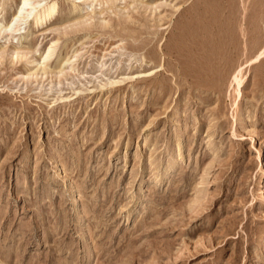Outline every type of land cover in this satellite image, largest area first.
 <instances>
[{
    "label": "rangeland",
    "instance_id": "rangeland-1",
    "mask_svg": "<svg viewBox=\"0 0 264 264\" xmlns=\"http://www.w3.org/2000/svg\"><path fill=\"white\" fill-rule=\"evenodd\" d=\"M21 1L0 264H264V0Z\"/></svg>",
    "mask_w": 264,
    "mask_h": 264
},
{
    "label": "bare ground",
    "instance_id": "bare-ground-1",
    "mask_svg": "<svg viewBox=\"0 0 264 264\" xmlns=\"http://www.w3.org/2000/svg\"><path fill=\"white\" fill-rule=\"evenodd\" d=\"M40 6L41 3L38 0H22L21 5L18 8L17 14L14 17V20L12 21L13 23L11 22L12 24L10 26H8L7 28L6 27L3 28L6 30L10 29V31L17 30V27L14 26L19 22L25 20L27 17L31 16L32 14H34V18L36 21L35 23L42 22L44 20L51 18L58 9V3L56 1L46 2L45 4L42 5V7L39 10H37V8Z\"/></svg>",
    "mask_w": 264,
    "mask_h": 264
}]
</instances>
